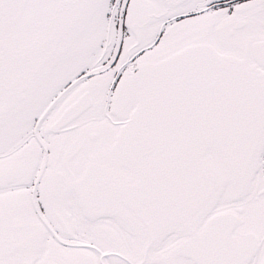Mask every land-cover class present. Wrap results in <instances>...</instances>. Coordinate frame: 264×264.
<instances>
[{"label": "snow or ice", "instance_id": "obj_1", "mask_svg": "<svg viewBox=\"0 0 264 264\" xmlns=\"http://www.w3.org/2000/svg\"><path fill=\"white\" fill-rule=\"evenodd\" d=\"M0 264H264V0H0Z\"/></svg>", "mask_w": 264, "mask_h": 264}]
</instances>
